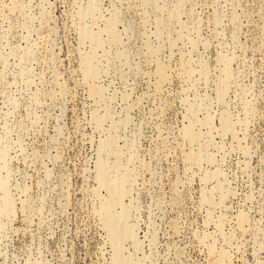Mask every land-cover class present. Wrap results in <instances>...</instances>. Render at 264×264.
<instances>
[{"label":"rangeland","instance_id":"374dc122","mask_svg":"<svg viewBox=\"0 0 264 264\" xmlns=\"http://www.w3.org/2000/svg\"><path fill=\"white\" fill-rule=\"evenodd\" d=\"M0 264H264V0H0Z\"/></svg>","mask_w":264,"mask_h":264},{"label":"bare ground","instance_id":"6f19581e","mask_svg":"<svg viewBox=\"0 0 264 264\" xmlns=\"http://www.w3.org/2000/svg\"><path fill=\"white\" fill-rule=\"evenodd\" d=\"M130 231V230H129Z\"/></svg>","mask_w":264,"mask_h":264}]
</instances>
